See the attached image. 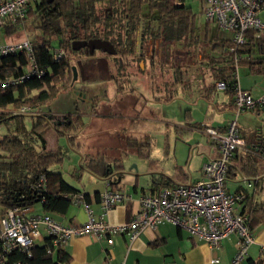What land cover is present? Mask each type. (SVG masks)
<instances>
[{"label": "trees", "instance_id": "1", "mask_svg": "<svg viewBox=\"0 0 264 264\" xmlns=\"http://www.w3.org/2000/svg\"><path fill=\"white\" fill-rule=\"evenodd\" d=\"M184 1L174 4L173 0H37L29 5L26 16L20 22L5 23L3 27L7 33L25 28L22 26L29 17H33L32 20L39 24L41 40L32 42L35 60L43 74L40 77H30L17 87L0 88V110L4 111L10 105L15 108L26 105L37 112L29 116L5 112L0 119V124L5 128V133L0 137V217L7 208L38 202L45 210L62 213L72 202L73 195L79 193L66 183L60 172L49 170L52 164L60 163L63 157L58 149H47L45 133L50 125L58 136L67 138L69 146L77 148L76 136L84 127V122L80 115L62 114L52 117L41 112L42 107L49 105L70 85L73 78L71 57L89 55L86 47L74 44L76 41L107 39L112 43L115 54L127 60L128 56L143 57L142 51H139L140 40L156 36L167 42L180 43L191 61L198 54L207 58L208 51L216 52L220 60L213 61L209 58L207 61L213 81L230 79L234 55L239 56L238 65H244L249 72L264 77V36L255 35L254 31L248 30L244 43L231 52V39L211 37L207 21L202 29L199 28L201 26L195 23V14ZM103 4L107 6L101 7ZM144 5L157 14L146 24L141 15ZM153 21L156 27H150ZM53 42L66 51L58 60H54L50 53ZM204 48H208V51L202 52ZM17 63H24L21 54L3 56L0 58V70L2 73L7 69L13 72ZM181 66L183 65L178 64L172 67ZM174 72V76L178 77L181 70L174 68ZM230 84L224 91L233 96ZM209 87L214 85L209 84ZM186 124L190 126L187 129L205 126V123L199 122ZM241 134L250 151L241 152L239 163L233 157L236 166L231 167L228 173L238 168L253 177L264 174L263 135L258 129L243 130ZM144 137L129 136L125 140L128 146L146 156L144 149L149 147V139ZM84 158L85 168L96 176L107 177L111 174L112 166L100 158ZM117 169L121 167L118 166ZM41 176L45 179V186H42L45 190L35 187ZM107 181L109 184L114 182L110 177ZM245 213L249 227L258 222L264 224V202L249 200ZM68 258L62 248L54 249L51 237L46 236L44 244H35L29 254L19 250L8 253L4 264H61Z\"/></svg>", "mask_w": 264, "mask_h": 264}, {"label": "built area", "instance_id": "2", "mask_svg": "<svg viewBox=\"0 0 264 264\" xmlns=\"http://www.w3.org/2000/svg\"><path fill=\"white\" fill-rule=\"evenodd\" d=\"M37 0H0V29L7 21L20 22L31 3ZM180 4L181 0H173ZM264 7V0H202V14L205 21L214 23L220 30L228 31L234 52L236 46L245 41L246 31L264 36V21L259 14ZM54 60L62 58L66 51L63 47L50 48ZM11 54H21L24 63H17L13 72L0 70V88H13L23 84L30 77H40L39 68L33 54V42L28 37L1 42L0 58ZM238 55H234L229 80L215 81L218 90L226 89L230 82L233 91L235 118L227 123L224 130L205 125L203 131L215 141L218 155L209 158L202 166V177L193 182L173 186H163L145 194L139 199V207L126 222L112 224L102 217L94 218L91 209L86 206L88 219L83 224L62 223L49 214L30 213L31 205L10 207L0 217V264H4L6 255L13 250L29 254L37 239L42 236L43 227L51 237L54 249L62 248L67 240L84 234L102 239L114 234H126L130 241L144 229H154L157 225L168 222L185 231L189 236L206 242L212 248H218L221 241L231 234L237 235L236 252L230 264H240L247 255L248 247L254 236L248 225V217L236 211V204L243 198L239 192H231L226 186L227 174L236 164L233 160L238 149L250 151L237 125L236 117L242 112L259 109L264 106V93L254 98L238 84ZM0 110V119L5 112L11 114L34 115L32 108L22 105ZM109 182L107 181V185ZM249 184V183H248ZM45 186L41 176L35 187L40 190ZM80 193L73 195L74 203L83 202ZM131 200V195L120 189H106L100 194V203L104 213L117 203ZM50 251V250H48ZM264 252V246H262ZM213 258L211 263L217 262Z\"/></svg>", "mask_w": 264, "mask_h": 264}, {"label": "crops", "instance_id": "3", "mask_svg": "<svg viewBox=\"0 0 264 264\" xmlns=\"http://www.w3.org/2000/svg\"><path fill=\"white\" fill-rule=\"evenodd\" d=\"M208 24L211 37L229 38L227 35L220 32L216 26L211 27V23ZM199 28L202 29L203 27ZM25 36V32H22L21 29L12 33H7L5 27L0 29L1 42L17 40ZM169 43L172 44L173 42ZM139 44L142 45L141 42ZM147 47L149 48V51L145 50L146 52L140 48V51L143 53V57L141 56V59L146 61L150 59L153 61V55L150 56L149 54L150 51H153V49H151L152 45H147ZM146 53L149 54V56H147ZM208 54L209 57L207 58L198 54L193 65L190 66L195 67L196 71H199V74L197 72V74L194 75L195 77L189 80L190 77L187 70L185 76H183L182 79H187V83L190 86L193 84V80L195 79L196 86L198 87V81L202 80L203 85L200 86L201 90L199 93L204 102L207 104V111H210L207 116H218V119H220L215 121L216 123L208 125L222 131L225 129L227 123L235 118L233 96H230L224 90L216 89V80L213 81L209 74V65H207V61L209 58L213 61H218L220 58L216 52L209 51ZM154 70L155 67H153L150 71L154 72ZM205 72L207 73L205 74ZM161 74H163V77H165L162 78L161 81L165 85L171 84V96H154L153 100L155 102H159L161 99L164 101H169V99L173 96L172 91H175V87L181 84L179 82L177 83V79L173 78L175 77L174 75L166 76L167 74L164 72ZM205 76L212 80L210 85L211 83L214 85L215 88L213 91H223V93L226 95L222 96L220 99L219 96L214 99V94L216 92L213 93L209 85H205ZM257 79L258 78H256V81H259ZM254 87L245 88L244 90L248 91L250 95H253ZM205 90L208 91L205 92ZM121 91L122 90H120V92ZM132 93L135 92L132 91ZM139 99L140 101L142 99L140 95ZM185 110V115H187V113L189 114V108H186ZM249 111L260 116L261 123H263L262 114L264 112V106L259 109ZM246 112L248 111L242 113ZM91 113V119L95 120V122L98 124H101L102 122L109 123V121H111L110 119H113L116 116V114H113L112 112V115H107L108 113L98 115L95 109H92ZM133 113L134 115H139L137 110H134ZM106 115L114 117L105 119L107 118L105 117ZM238 116L236 117V120L238 119ZM261 123L253 128H245L238 125L237 121V125L241 132L243 130L258 129L264 137V128ZM185 128V124L181 125V123H176V125L173 127L175 132V140L182 139L181 133H183ZM190 129H200L202 133H205L202 128H188V130ZM52 134L58 136L54 130ZM139 135L133 133L126 134L125 137L130 136L133 138H143L144 136H147L149 139V147L144 149V152H147L146 156L139 154L136 148L128 146L125 141L126 145L129 147L127 153L123 155L120 153L110 159L105 158V156H100L101 153L104 154L105 152H97L95 155H90L89 153L83 152L82 143L79 142L77 136L76 144L78 147L75 148L69 146L67 138L65 137L68 148L78 153L75 154L78 156L79 170L73 168L71 173L79 176L81 180L82 178H85L86 180L85 182L83 181L81 185L79 183L75 185L65 180L61 170H58L54 167L49 168V170L52 172H60L66 183L74 188L76 192H79L81 195H83L84 200L81 203H74L73 201L70 202L62 213L45 210L42 204L38 202L31 205L30 213H46L64 224H83L88 219V214L86 212V206H88L91 209L94 218L96 219L102 217L105 221L112 224L123 223L128 221L130 217L136 213L139 207V199L141 196L152 193L163 186H173L176 184L189 181L193 182L200 179L202 177L201 169L203 164L209 158L218 155L215 141L206 134L208 142H210L209 147L203 148L201 145L196 146V153L203 155H200V162L197 167L193 168L191 167L193 148H190V151L187 153L186 160H183L182 157L177 155L175 146H173L171 149L169 144L165 143L164 145H156L153 148L151 145L152 140L150 139L149 134L143 133V135ZM45 138L47 149H57V144L54 142L51 143V139L49 142L46 135ZM244 151L245 150L243 149H238L235 152V161H238L239 163L240 154ZM84 156L96 157L97 159L100 158L104 163L111 165L113 169L111 174H109L107 177H98L91 173L85 168L86 161ZM118 166L121 167V169H117ZM263 176V173L254 177L246 175L238 168L235 169V171H230L227 174L226 186L228 190L243 194V198L236 204L237 212L246 214L245 211L248 208L249 200L254 202H264L263 196L260 195L263 187ZM109 177L111 178L112 182H114L113 184L107 185V178ZM108 188H117L129 193L131 195V200L117 203L111 210L104 213L100 203V194ZM250 228L252 229L254 241L248 247L247 255L240 264H264V252H262V246H264V224L262 222H258ZM40 230L42 236L36 240V245L44 244L45 238L47 236L43 227H41ZM236 242L237 235L231 234L221 241L218 248H212L206 242L199 241L189 236L185 231L177 228L173 224L164 222L157 225V227L154 229L142 230L132 241H130L128 236L123 233L114 234L110 236V239L108 237L96 239L94 235L91 234L71 237L62 247V250L69 256V258L66 262L61 264H230V261L236 252ZM213 258H217L218 261L211 263Z\"/></svg>", "mask_w": 264, "mask_h": 264}, {"label": "rangeland", "instance_id": "4", "mask_svg": "<svg viewBox=\"0 0 264 264\" xmlns=\"http://www.w3.org/2000/svg\"><path fill=\"white\" fill-rule=\"evenodd\" d=\"M184 2L191 7L195 14V23L203 27L205 18L202 14V0H185ZM106 6L107 4H103L101 7ZM145 7L144 5L141 15L146 24L148 20L156 17L157 14L155 11L151 12ZM259 16L264 21V8L260 11ZM32 18L29 17L26 24L22 26L25 28H21V31L25 32V37H28L31 41L39 42L41 40L39 24ZM154 21L150 27H156ZM141 26H143V23ZM215 26L214 23L211 24V27ZM219 31L230 37L228 31L220 29ZM151 37L143 39L145 42L142 44V50L144 52H146L145 50L149 51L147 45L152 44L151 39H156L155 45L153 44L154 47L151 48L153 51L149 52L150 56L153 55V61L150 59L146 61L131 56H128L126 60L118 54L111 55L99 49L92 55L71 57V65L75 66L76 77L72 78L68 88L62 90L49 105L42 107L41 112L52 117H58L62 114L80 115L84 122V127L77 133V138L82 143V151L90 155H95L97 152H105L104 154L101 153L100 156L110 159L120 153L122 155L126 154L129 149L125 143L124 137L126 134L143 135L145 133L149 134L153 148L156 145L168 143L171 149L173 146L176 147L177 155L182 157L183 160H186L187 153L190 148H193L191 167L196 168L200 162V155H203L196 153V146L201 145L203 148H208L210 142H208L207 135L202 133L200 129H184L183 133H181L182 139L175 140L173 127L176 123L190 127L186 122L191 124L199 122L211 125L220 119H218V116H207L210 111H207V104L199 93L201 90L200 86L203 85L202 80L198 81V87L195 79L191 86L188 85L187 79H182L185 76L182 74L187 70L189 72V80L193 79L197 72L199 74L195 67H190L193 65L194 60L191 61L186 52L183 51L182 45L180 43L162 42L164 40L156 36ZM143 40L141 39L140 41ZM56 47V42H53L52 49ZM207 51L208 48L202 49V52ZM149 54L146 53L147 56ZM153 63L155 65V74L150 71L153 68ZM178 64H183L184 66L180 68L172 67L173 65L178 66ZM174 68L180 69L181 73L177 74L178 77L175 76L173 78L177 79V83L179 82L183 85L180 84L175 87V91H172L173 96L169 101L161 99V101L155 102L153 100L154 96H171V84L165 85L161 81L162 78H165L161 73L164 72L167 74H165L166 76H173L175 73ZM237 73L240 88L245 89L255 86L252 97L257 98L264 93V77L261 74L249 72L244 65H238ZM256 78L261 82L256 81ZM204 79L205 85H209L212 82L207 76ZM214 88L210 87L211 91ZM120 90L122 91L120 92ZM132 91L135 93H132ZM214 92H216L214 99L217 96L220 99L226 95L223 91ZM139 95L142 97L141 101ZM10 107L8 106L4 110ZM186 108H189V114L187 113V115H185ZM92 109H95L98 115L107 113V115H112V112L116 116L106 115L105 117L107 118L105 119L114 118L110 119L109 123L102 122L98 124L91 119ZM134 110H137L139 115H134ZM260 118L256 113L248 111L241 113L237 121L240 126L253 128L261 123ZM262 118L263 123L261 125L264 128V112ZM4 133L5 128L3 124H0V137ZM52 133V127L49 125L46 128L45 135L49 142L51 139V143L54 142L58 145L57 149L62 153L63 160L60 163L52 164L50 168L54 167L61 170L67 182L81 185L86 179L82 178L81 180L79 176L71 173L73 168L79 170L78 156L75 154L77 152L68 148L65 136H56ZM260 195L263 196L264 200V176Z\"/></svg>", "mask_w": 264, "mask_h": 264}, {"label": "water", "instance_id": "5", "mask_svg": "<svg viewBox=\"0 0 264 264\" xmlns=\"http://www.w3.org/2000/svg\"><path fill=\"white\" fill-rule=\"evenodd\" d=\"M74 44L77 45V47H86L89 52V55L94 54V51L97 49L101 50L102 52L108 53V54L116 53L112 43L107 39L94 38L89 41L78 40ZM71 69H72L73 79H74L76 77L75 66H72Z\"/></svg>", "mask_w": 264, "mask_h": 264}, {"label": "flooded vegetation", "instance_id": "6", "mask_svg": "<svg viewBox=\"0 0 264 264\" xmlns=\"http://www.w3.org/2000/svg\"><path fill=\"white\" fill-rule=\"evenodd\" d=\"M144 40H145V39H144ZM144 40H143V41H140V42H141V44H144V43H142V42H145ZM147 41H148V40H147ZM150 41H152V44H151V45H152V47H151V48H153V47H154V45H155V39H154V40H152V39H151ZM148 42H149V41H148ZM153 44H154V45H153ZM140 48H142V45H140V44H139V51H140ZM175 61H176V60H175ZM179 65H180V64H179Z\"/></svg>", "mask_w": 264, "mask_h": 264}]
</instances>
